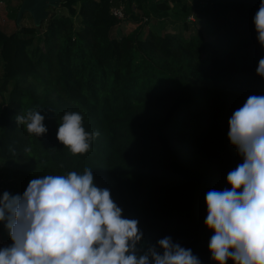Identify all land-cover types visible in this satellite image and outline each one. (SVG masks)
<instances>
[{
    "label": "trees",
    "instance_id": "16d2710c",
    "mask_svg": "<svg viewBox=\"0 0 264 264\" xmlns=\"http://www.w3.org/2000/svg\"><path fill=\"white\" fill-rule=\"evenodd\" d=\"M58 1L36 29L0 28V195L89 168L138 220L145 246L171 237L216 264L205 195L229 188L227 174L243 162L228 139L233 112L264 95L253 24L261 0ZM150 21L160 34L143 30ZM128 22L133 29L113 35ZM33 110L46 117L40 137L16 120ZM68 112L100 133L83 155L56 138ZM0 241L11 243L2 221Z\"/></svg>",
    "mask_w": 264,
    "mask_h": 264
},
{
    "label": "clouds",
    "instance_id": "9594fccd",
    "mask_svg": "<svg viewBox=\"0 0 264 264\" xmlns=\"http://www.w3.org/2000/svg\"><path fill=\"white\" fill-rule=\"evenodd\" d=\"M253 24L264 49V0ZM256 74L264 78V57ZM45 118L33 110L16 120L40 137L48 131ZM228 125V139L243 162L227 174L229 188L205 195V226L214 233L211 259L264 264V95H250ZM99 135L85 131L81 114L68 112L56 138L71 154L83 155ZM122 211L109 189L95 185L89 168L33 178L22 195H0V221L11 241L0 247V264H201L171 237L145 246L138 220Z\"/></svg>",
    "mask_w": 264,
    "mask_h": 264
},
{
    "label": "rangeland",
    "instance_id": "374dc122",
    "mask_svg": "<svg viewBox=\"0 0 264 264\" xmlns=\"http://www.w3.org/2000/svg\"><path fill=\"white\" fill-rule=\"evenodd\" d=\"M22 0H3L2 1V6H0L1 12H0V28L6 32V33H10L13 30H16V27L18 28L20 25H28V26H34L33 21L31 19V16L27 13V12H22L19 20L17 23H15V19H16V15L18 13V8L21 5ZM60 5L59 3L56 6H52L49 5L44 11L46 13V17L48 18L50 15L58 13V9H59ZM28 15V17H27ZM23 17H27V18H22ZM14 21V22H13ZM44 21V20H43ZM122 21V20H121ZM119 21V22H121ZM153 21H150L147 26H144L143 30L146 29H151L153 30L151 27L154 25ZM40 24V23H39ZM39 24H36L35 29L39 27ZM16 25V26H15ZM38 26V27H37ZM172 25L167 24L166 28L167 29H171ZM134 24L132 22H128L126 24L122 23L120 25H118L114 32L113 35L115 36H119L122 35L125 32H128L129 30L133 29ZM153 28L158 32L159 29L157 26H153ZM197 28V27H195ZM190 31L192 32V26L190 25ZM40 33V31L37 32V35ZM158 34H160L158 32ZM1 245H5L3 242L0 241Z\"/></svg>",
    "mask_w": 264,
    "mask_h": 264
},
{
    "label": "water",
    "instance_id": "95a60500",
    "mask_svg": "<svg viewBox=\"0 0 264 264\" xmlns=\"http://www.w3.org/2000/svg\"><path fill=\"white\" fill-rule=\"evenodd\" d=\"M59 3L58 0H22L21 5L18 8L15 23L18 22L22 12H27L33 21V25L39 24L40 21L46 20L45 9L49 6H56Z\"/></svg>",
    "mask_w": 264,
    "mask_h": 264
},
{
    "label": "built area",
    "instance_id": "2783aa9c",
    "mask_svg": "<svg viewBox=\"0 0 264 264\" xmlns=\"http://www.w3.org/2000/svg\"><path fill=\"white\" fill-rule=\"evenodd\" d=\"M112 15L116 17L118 20H120L123 16L119 8L112 9Z\"/></svg>",
    "mask_w": 264,
    "mask_h": 264
},
{
    "label": "crops",
    "instance_id": "0c3cea01",
    "mask_svg": "<svg viewBox=\"0 0 264 264\" xmlns=\"http://www.w3.org/2000/svg\"><path fill=\"white\" fill-rule=\"evenodd\" d=\"M2 1H3V0H0V6H2V5H1V4H2ZM0 12H1V9H0Z\"/></svg>",
    "mask_w": 264,
    "mask_h": 264
}]
</instances>
